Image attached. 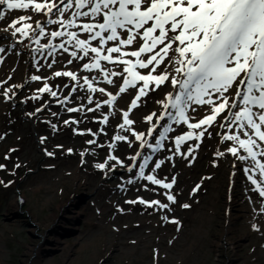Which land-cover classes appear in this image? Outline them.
Returning <instances> with one entry per match:
<instances>
[{"label": "rangeland", "instance_id": "374dc122", "mask_svg": "<svg viewBox=\"0 0 264 264\" xmlns=\"http://www.w3.org/2000/svg\"><path fill=\"white\" fill-rule=\"evenodd\" d=\"M4 10L6 6H0V11ZM25 14L33 16L30 23L39 20L45 28L42 44L58 45L67 39L53 40L51 31H77L80 38L88 35L81 29L47 24L43 14L31 10H13L0 21V47L4 49L0 52V165H4L0 168V264H264V197L248 176L253 175L261 186L264 177L251 159L242 162L229 152L230 147H238L235 142L222 140L238 128L236 124L221 127L227 112L217 117L201 140L185 141L177 152L176 137L189 129L183 123H173L167 115L163 121L158 119L166 111L160 102H166L169 93L178 94V88L170 83L171 77L159 88L151 85L133 109L131 101L143 82L120 93L123 77L109 76L113 80L109 85L103 73L83 70L90 58L69 63L72 58L62 49L48 55V49H39L32 39L19 34L13 37L12 30L2 31L11 19ZM68 16L70 13H66ZM77 22L91 20L81 17ZM97 43L93 41L94 46ZM177 45L178 42L173 47ZM65 46L69 52L76 50ZM107 46H114V42ZM136 46L134 43L126 50H136ZM172 56L170 51L165 64H172ZM102 65L116 72L124 67L104 61ZM138 70L142 74L149 71ZM167 70L175 74L174 67ZM56 71L77 73L79 84L70 77H55ZM34 75L42 79L33 81ZM84 76L93 81L94 87L116 95L115 104H106L110 98L99 91L89 92ZM45 81L57 92L56 98L39 92ZM19 86L23 87L20 94ZM34 95L40 98L30 99ZM61 100L66 102L61 104ZM77 107L81 111H68ZM92 108L96 110L89 111ZM192 108L195 110L189 109L187 114L193 123L209 113L208 105ZM124 111L134 121L131 129L144 133L153 146L165 127L171 125L173 130L158 151L148 147L139 151L141 142L131 131L119 127ZM167 111L175 116L173 109ZM153 113L156 116L148 122L146 117ZM105 116L107 124L101 123ZM152 125L156 129L149 138ZM193 131L198 133L200 129ZM116 135L127 140L116 141ZM93 140L95 143H88ZM138 152L137 160L129 159ZM240 154L247 155L242 149ZM110 155L124 166L109 160ZM146 156L150 160L145 175L154 174L167 183L174 181L170 190L139 179V166ZM258 159L264 161V156ZM160 161L163 164L156 169ZM101 163H107L108 168H97ZM133 164L136 167L129 171ZM246 168L252 171L246 173ZM82 194L91 197L78 199ZM167 194L174 195L176 202L168 201ZM140 198L159 200L169 208L126 202ZM185 204L189 207H183Z\"/></svg>", "mask_w": 264, "mask_h": 264}, {"label": "snow or ice", "instance_id": "6c2138e0", "mask_svg": "<svg viewBox=\"0 0 264 264\" xmlns=\"http://www.w3.org/2000/svg\"><path fill=\"white\" fill-rule=\"evenodd\" d=\"M0 6H6V10L0 11V21H4L6 15H10L13 10L25 13L31 10L34 14H43L47 18V24L59 25L62 29H81L83 33H87L85 38H80L77 31H51L49 34L51 39L55 40L58 37L67 39L58 45L42 44L41 39L46 35L45 28L39 20L34 22L35 26L30 23L33 16L28 14L11 19L8 26L2 29L4 32L12 30L13 37L19 34L32 39L39 49H48V55H54L57 48L62 49L72 58L69 63L75 59L90 58L91 62L85 63L83 70L103 73L104 80L109 85L113 84L109 76L123 77L122 86L119 87L120 93L136 88L138 82H143L138 94L131 101L133 109L139 106L137 102L147 95L146 90L151 85L159 88L171 77L170 83L174 88H178V94L174 96L169 93L166 102H160L166 111L158 119L163 121L167 115L173 123H183L189 129L185 134L176 137L177 152L185 141L201 140L207 128L217 121V117L227 112L231 119L225 117L221 127L236 124L238 128L235 134L224 135L222 140L235 142L238 147H230L229 152L242 162L251 159L254 167L259 169V175L264 177V161L258 159L259 156H264V0H0ZM66 13H70L67 18ZM81 17L89 18L91 22L78 23L77 20ZM93 41H97V45L94 46ZM109 42H114V46H107ZM177 42L178 45L173 47ZM134 43L137 44L136 50H126ZM66 44L76 50L69 52ZM3 51L4 49L0 47V52ZM170 51L173 53L172 64L167 65L165 61L170 59ZM90 53L93 55L90 56ZM114 53L117 55L114 56ZM102 61L124 67L120 72L105 70ZM161 65L165 66L161 68ZM168 67H174L175 74L169 72ZM138 69L149 71L142 74ZM157 69L160 71L157 72ZM54 76L70 77L79 84L77 73L72 71H56ZM31 79L39 81L42 78L34 75ZM82 79L89 92L99 91L110 98L105 101L106 104L109 106L115 104L118 98L116 95L106 92L102 87H94L88 76ZM72 91L74 92L75 88ZM39 92L41 94L47 92L52 97H57V92L53 91L46 81ZM213 96H218L219 99H213ZM39 98L35 95L30 97L33 100ZM65 102L60 101L61 104ZM88 103L91 104L92 100L89 99ZM192 105H208L209 113L195 123L190 122L192 118L187 113L189 109L195 110ZM169 108L175 111V116L167 111ZM68 111L79 112L81 108H69ZM154 116L156 113L147 116L146 120L152 122ZM107 122L108 117L105 116L101 123ZM133 123L134 121L129 119V112L124 111L123 123L119 127L131 131L135 139L141 142V148L146 146L152 152L163 146L167 133L173 130L171 125L165 127L164 134L159 136L153 146L144 133H137L131 129ZM53 127L55 128V125ZM155 129L156 125H152L147 134L149 138ZM197 129H200L198 133L193 131ZM114 139L126 141L127 137L116 135ZM109 147L115 148V144H110ZM241 149L247 155L240 154ZM139 156L138 152L129 159L135 161ZM108 159L124 166L115 155H110ZM149 160L150 157H144L143 164L139 166V179L170 190L174 181L167 183L154 174L145 175ZM161 164L163 161L156 163L155 168L159 169ZM3 167L4 165H0V168ZM96 167L104 170L108 168V164L101 163ZM135 167L133 164L128 170L132 171ZM250 171L252 169H245L246 173ZM248 179L256 186L255 190L259 195L264 197V186H261V182L253 175H249ZM167 200L176 202L172 194H167ZM126 202L140 203L149 208L154 206L160 209L169 208L168 204H163L159 200L146 201L140 198ZM183 207L187 208L189 205L185 204ZM170 222L179 223L176 220Z\"/></svg>", "mask_w": 264, "mask_h": 264}, {"label": "water", "instance_id": "95a60500", "mask_svg": "<svg viewBox=\"0 0 264 264\" xmlns=\"http://www.w3.org/2000/svg\"><path fill=\"white\" fill-rule=\"evenodd\" d=\"M22 89H23V87H20V88H19V93H18V94L21 93V90H22ZM17 96H18V95H17ZM80 196H81V198H80ZM80 196L78 195L77 198H78V199H82L83 201H84V200H88V199L91 197V196H88L87 194H85V195L82 194V195H80ZM76 206L79 207L78 204H76ZM61 217H62V216H61Z\"/></svg>", "mask_w": 264, "mask_h": 264}]
</instances>
